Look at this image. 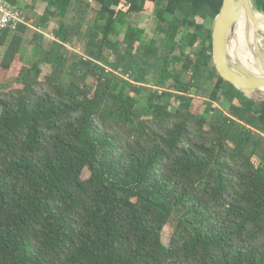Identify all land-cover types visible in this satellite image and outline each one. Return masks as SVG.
Segmentation results:
<instances>
[{"label": "trees", "instance_id": "obj_1", "mask_svg": "<svg viewBox=\"0 0 264 264\" xmlns=\"http://www.w3.org/2000/svg\"><path fill=\"white\" fill-rule=\"evenodd\" d=\"M43 1L27 50V25L0 36V264H264V105L219 74L212 26L197 21L224 0ZM147 11L165 54L139 26L121 37L124 17ZM159 63L162 92L147 86Z\"/></svg>", "mask_w": 264, "mask_h": 264}, {"label": "water", "instance_id": "obj_2", "mask_svg": "<svg viewBox=\"0 0 264 264\" xmlns=\"http://www.w3.org/2000/svg\"><path fill=\"white\" fill-rule=\"evenodd\" d=\"M255 0H224L220 13L212 25L214 64L219 74L235 85L245 97L264 105V49L261 45L262 21ZM264 14V12H263ZM255 25L254 57L258 70H251L238 57L232 55L231 45L242 16Z\"/></svg>", "mask_w": 264, "mask_h": 264}, {"label": "rangeland", "instance_id": "obj_3", "mask_svg": "<svg viewBox=\"0 0 264 264\" xmlns=\"http://www.w3.org/2000/svg\"><path fill=\"white\" fill-rule=\"evenodd\" d=\"M162 4L163 5L165 4L164 0H162L160 2V4H158V6L159 5L161 6ZM98 8H99L98 5L93 4V6L91 7V10L89 11L87 16L89 18L94 17V11L97 10ZM22 11H23V14L26 17V19H28V21H30V22L33 21L31 24H32V26L35 29L36 18L41 16L42 15L41 13H44L43 9H40L38 11L39 14H38V12H36V10L33 7H30L28 9L22 10ZM259 11L261 13H263L261 10H259ZM71 14L72 15L75 14V11H73ZM124 19H125V21L127 23H126V25H122L120 27V29H119V31H122V36L121 37L124 36V33H125L128 25L132 24L134 26H139V27L145 29V31H146L145 38H144L145 44H150L151 42H156L157 45L160 47L161 53L162 52H163V54L166 53L165 50L161 46L162 45L163 46L166 45V43H168L167 45H170L171 41L167 42L168 39L165 36L166 27L164 29H161V27L158 25V20L155 17L154 13H152L151 11H147L145 13L137 14V15H128V16L126 15V18L124 17ZM197 21L199 23H207L208 26H212L213 25V20H210V19H208L207 22H205L203 19L197 18ZM53 26H54L53 27V29H54V28H57L58 25L55 22V23H53ZM84 29H86V27ZM35 30H31L29 33H27V35H26V43H25V45L23 47V50H27L28 49V45L30 44V41L33 39L34 34L36 32ZM44 37L46 38L47 41L48 40H53V38H54L53 34H51L50 32H49V36L44 35ZM183 39L184 38H183L182 35H178V37L176 38L175 41H176L177 44H181L183 42ZM261 45H262V47L264 49V32L261 33ZM73 48H74V50L78 51L79 53H81L83 55L84 50H85L84 49L85 48L84 44H82V43L76 44ZM166 51L171 52V55H178L179 54V51L173 52V51H171V49L170 50H166ZM186 51H187L186 52L187 54L190 53V50H188V48L186 49ZM2 60H3V50H2V48H0V64H1ZM161 65L162 64L159 63V65L155 66L154 71L150 75V82L149 83H153L154 84L155 78H156V74L159 71ZM51 71H52V69H51V67L49 65L43 67L44 75L50 74ZM133 72H135V71H133ZM217 81H218V78L214 74L208 75V76H206V81L204 82V87L201 90L195 89L193 91V94H192L194 96V110L193 111L195 113L202 114V112H204L205 107H206L204 102L209 100V95L214 90ZM138 99H139V102H140L141 106H145L146 105V99L144 97H140ZM220 107H221V105H220ZM221 109H223L224 112L226 113L228 111V105L227 104L222 105ZM263 150H264V142L262 143L261 149H259V154H262ZM178 214L179 213H176L172 217L170 223L168 224V226L164 230V233H163L164 241H165V243L167 245L170 242V239H171V237L173 235L174 229L178 225Z\"/></svg>", "mask_w": 264, "mask_h": 264}, {"label": "bare ground", "instance_id": "obj_4", "mask_svg": "<svg viewBox=\"0 0 264 264\" xmlns=\"http://www.w3.org/2000/svg\"><path fill=\"white\" fill-rule=\"evenodd\" d=\"M262 21L261 29L264 32V14L256 13ZM256 27L247 16H242L235 37L232 41V55H238L239 59L251 70H258V62L254 57V33ZM264 96V90L261 92Z\"/></svg>", "mask_w": 264, "mask_h": 264}, {"label": "built area", "instance_id": "obj_5", "mask_svg": "<svg viewBox=\"0 0 264 264\" xmlns=\"http://www.w3.org/2000/svg\"><path fill=\"white\" fill-rule=\"evenodd\" d=\"M6 0H0V36L8 28H12L13 30L17 29L20 25H27L31 27V22L26 19L23 12L18 7H12L10 5H7ZM106 72L113 73L116 75L119 79L141 85L140 83H137L133 79V73L132 72H126L123 68H119L116 70H113L109 67H105ZM149 88H153L155 90H159L162 92V89L155 86L154 84L147 85Z\"/></svg>", "mask_w": 264, "mask_h": 264}, {"label": "crops", "instance_id": "obj_6", "mask_svg": "<svg viewBox=\"0 0 264 264\" xmlns=\"http://www.w3.org/2000/svg\"><path fill=\"white\" fill-rule=\"evenodd\" d=\"M46 3L43 1V0H19V3H18V5H17V7L22 11V10H26V9H28V8H30V7H33L35 10H36V12H38L40 9H43V11L45 12V9H46ZM44 6V7H43ZM100 8V7H99ZM98 8V9H99ZM23 12V11H22ZM38 14H39V12H38ZM41 14H43V13H41ZM33 21H31V23H32ZM29 27V30L27 31V33H29L31 30H35L34 29V27L31 25V27L30 26H28ZM53 24L50 26V28L48 29V30H46V31H41V33H43L44 35H46V36H49V32L51 33V34H53ZM36 31V30H35ZM27 35V34H26ZM26 37V36H25ZM49 41H51V40H49Z\"/></svg>", "mask_w": 264, "mask_h": 264}]
</instances>
